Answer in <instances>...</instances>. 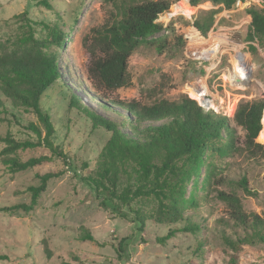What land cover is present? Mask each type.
Segmentation results:
<instances>
[{
	"label": "rangeland",
	"instance_id": "obj_1",
	"mask_svg": "<svg viewBox=\"0 0 264 264\" xmlns=\"http://www.w3.org/2000/svg\"><path fill=\"white\" fill-rule=\"evenodd\" d=\"M124 1L134 0H50V8L38 5L37 0H0V42L16 29L15 16L23 11L33 20L58 21L65 32L69 31L62 46L55 47L61 78L47 90L42 106L51 113L54 142L74 156V167L68 169L58 158L15 173L8 172L0 162V206L28 202L27 187L38 184V174L65 168L62 175L48 181L33 210L0 211V256L3 257L0 264L226 263L220 231L225 229L232 235L235 231L230 227L227 206L215 198L214 192L196 191L197 206L185 211V214L194 213L193 219L202 226L200 232H176L164 242L158 238L171 228L181 227L183 221L164 225L148 221L143 229H138L133 213L122 217L100 204L102 196L80 176L93 168L109 134L99 128L92 129L82 112L68 109V98L70 94L76 95L90 108L115 119L121 117L98 105L101 96L141 103L187 96L196 98L201 106L203 103L212 106L213 111L222 115L233 112L241 102L262 99L264 47L250 37L248 8L264 7V3L236 0L229 8L207 0L195 6L187 0L173 4L169 12L156 20L162 29L152 36L155 42H143L128 58L129 84L107 91L93 82L88 73L93 52L100 53L93 46L91 29L116 16L117 7ZM210 9L217 10L213 24L206 34H201L193 23ZM30 121L39 124L32 112L11 108L8 113L0 114V136L9 134L15 139L35 140V134L27 128ZM261 130L264 131L263 124ZM237 134L241 139L239 127ZM3 146L0 141V149ZM18 153L21 159L50 154L45 147ZM83 162L87 167L82 168ZM219 162L223 174L229 177L245 174L249 188L256 195H245L227 184L219 188L234 191L246 212L264 218V158L261 164L249 163L241 157H227ZM189 193L190 185L186 195ZM151 205L146 203L143 209ZM220 218L230 226L218 223ZM84 230L96 241L80 240ZM198 243L204 257L195 253ZM45 247L50 250V256L45 254ZM239 259L240 264H264V243L246 247Z\"/></svg>",
	"mask_w": 264,
	"mask_h": 264
},
{
	"label": "trees",
	"instance_id": "obj_2",
	"mask_svg": "<svg viewBox=\"0 0 264 264\" xmlns=\"http://www.w3.org/2000/svg\"><path fill=\"white\" fill-rule=\"evenodd\" d=\"M182 1H124L117 7L116 16L93 27L92 43L100 52L96 55L93 52L88 69L93 82L107 91L128 85V58L143 42H155L152 36L162 29L157 18ZM202 1L205 0H187L193 6ZM207 1L229 8L236 0ZM36 3L47 8L52 6L50 0H37ZM216 11L206 10L194 21L193 25L201 34L211 28ZM248 14L250 37L264 47V7L251 6ZM15 18L18 26L0 42V114L8 113L11 108L22 109L32 112L39 124L27 123L35 140L15 139L9 134L0 136L4 143L0 149V162L10 173L33 168L52 158L60 159L67 169L73 168L74 156L54 142L55 125L51 113L42 106L47 90L61 78L55 47L62 46L69 31L65 32L58 21L33 20L26 11L16 14ZM195 99L182 96L173 101L161 98L141 103L101 96L98 105L121 117L115 119L70 94L68 109L82 112L90 120L92 129L99 128L109 134L93 168L80 179L102 196L100 204L103 207L122 217L133 213L138 229H143L148 221L157 225L184 222L181 227L171 228L165 236L158 238L160 242L176 232L199 233L201 224L193 219L194 213L185 214V211L190 206H197L196 191L214 192L215 198L227 206L231 226L223 218L218 223L235 231V235L226 233L225 229L220 231V239L225 245V264H240V254L246 247L264 243V218L255 212H246L234 191L219 188L227 184L245 195H256L249 188L245 174L238 178L223 174L219 160L241 157L249 163L261 164L264 145L257 141V136L262 127L264 98L241 102L233 112L225 115L213 111L212 106L203 108ZM238 127L242 130L241 139L237 134ZM36 147H45L50 154L20 158L18 151ZM84 167H87L86 162L82 163ZM64 170L38 174V184L27 187L28 202L0 206V211L33 210L48 181L62 175ZM189 185L190 193L186 195ZM146 203L152 205L144 210ZM237 228L242 233L237 232ZM79 238L96 241L87 230L82 231ZM44 251L50 256L47 247ZM195 253L204 257L200 243Z\"/></svg>",
	"mask_w": 264,
	"mask_h": 264
},
{
	"label": "bare ground",
	"instance_id": "obj_3",
	"mask_svg": "<svg viewBox=\"0 0 264 264\" xmlns=\"http://www.w3.org/2000/svg\"><path fill=\"white\" fill-rule=\"evenodd\" d=\"M236 62H237V60H236ZM247 74H249V72ZM261 123L264 125V112H263V115L261 118ZM257 139H259L261 142L264 143V131L263 130L260 131L259 135L257 136Z\"/></svg>",
	"mask_w": 264,
	"mask_h": 264
},
{
	"label": "water",
	"instance_id": "obj_4",
	"mask_svg": "<svg viewBox=\"0 0 264 264\" xmlns=\"http://www.w3.org/2000/svg\"><path fill=\"white\" fill-rule=\"evenodd\" d=\"M202 106H203L204 108H207V107H206V105H205V103H203V105H202Z\"/></svg>",
	"mask_w": 264,
	"mask_h": 264
}]
</instances>
